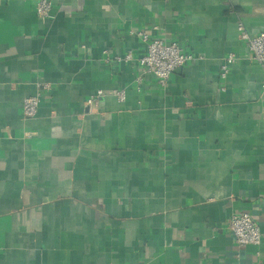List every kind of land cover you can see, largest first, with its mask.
Returning a JSON list of instances; mask_svg holds the SVG:
<instances>
[{
    "label": "crops",
    "instance_id": "0c3cea01",
    "mask_svg": "<svg viewBox=\"0 0 264 264\" xmlns=\"http://www.w3.org/2000/svg\"><path fill=\"white\" fill-rule=\"evenodd\" d=\"M50 1L0 0V264H264V0ZM137 31L194 60L161 87Z\"/></svg>",
    "mask_w": 264,
    "mask_h": 264
},
{
    "label": "built area",
    "instance_id": "2783aa9c",
    "mask_svg": "<svg viewBox=\"0 0 264 264\" xmlns=\"http://www.w3.org/2000/svg\"><path fill=\"white\" fill-rule=\"evenodd\" d=\"M52 1L38 0L37 13L49 17L51 16ZM242 37L247 42L252 59L264 66V31L256 35H251L240 27ZM137 35L147 44L146 52L136 60L144 72H151L156 76L157 83L166 88L172 73L180 67H183L194 60V55L185 52L176 42L168 41L162 38L149 39L148 34L143 31H137ZM119 61H133L135 56L133 52H128L124 56H118ZM236 63L234 53L226 56L222 64L221 76L225 79L230 71V66ZM40 92L36 95L28 96L23 102V115L27 118H33L37 115L41 103L42 92L48 90V85L40 84ZM104 95L103 91L88 99L89 105H96L99 99ZM122 98L124 95L119 94ZM229 231L233 234L236 242L240 246L259 245L263 234L260 226L254 216L249 212H239L234 214L227 223Z\"/></svg>",
    "mask_w": 264,
    "mask_h": 264
}]
</instances>
